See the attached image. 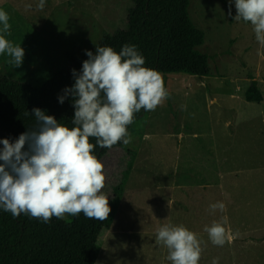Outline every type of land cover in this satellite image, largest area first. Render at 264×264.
Masks as SVG:
<instances>
[{
    "label": "rangeland",
    "instance_id": "1",
    "mask_svg": "<svg viewBox=\"0 0 264 264\" xmlns=\"http://www.w3.org/2000/svg\"><path fill=\"white\" fill-rule=\"evenodd\" d=\"M38 3L0 0L11 26L10 35L0 34L25 51L19 69L0 55V73L35 84L67 67V53L81 56L103 34L126 28L134 6V0H45L40 10ZM228 12V0H190L189 15L205 33L198 50L209 57V75L161 74L168 98L135 121L128 145L102 157V193L110 201L114 188L124 186L94 264H171L166 246L156 242L157 229L176 217L169 188L201 183L211 187L208 226L225 229L222 247L202 237L210 264H264V99L245 98L254 80L264 96V45L250 22L234 18V0ZM217 202L223 211L210 209ZM188 216L184 227L197 228L199 217Z\"/></svg>",
    "mask_w": 264,
    "mask_h": 264
},
{
    "label": "clouds",
    "instance_id": "2",
    "mask_svg": "<svg viewBox=\"0 0 264 264\" xmlns=\"http://www.w3.org/2000/svg\"><path fill=\"white\" fill-rule=\"evenodd\" d=\"M233 0H228L229 12ZM236 20L250 22L256 40L264 45V0H234ZM45 0L37 8L43 10ZM31 5H26V10ZM9 15L0 9V33L10 35ZM6 54L14 68L22 66L25 51L0 34V55ZM88 59L79 72L72 69L75 83L64 89L59 103L72 97V128L45 111L34 108L36 130L19 135L15 142L0 139V209L13 218L21 214L49 223L81 213L88 219L107 220L109 199L102 193L106 176L103 162L94 149L128 145V126L141 109L154 111L169 96L164 80L156 70L145 66L136 45H123L119 52L110 46L85 50ZM95 139V144L90 142ZM217 202L215 212L224 210ZM216 246L225 244V229L213 223L204 229ZM156 242L168 249L171 264H198L202 248L197 235L183 225L165 224L157 229ZM212 264H218L214 259Z\"/></svg>",
    "mask_w": 264,
    "mask_h": 264
},
{
    "label": "trees",
    "instance_id": "3",
    "mask_svg": "<svg viewBox=\"0 0 264 264\" xmlns=\"http://www.w3.org/2000/svg\"><path fill=\"white\" fill-rule=\"evenodd\" d=\"M190 0H134L128 12V26L114 33H105L90 49L110 46L119 52L123 45H136L145 58V66L160 74L187 73L206 76L210 73L209 57L198 50L205 41V33L189 15ZM70 64L56 69L45 81L32 83L9 78L0 73V139L15 142L19 135L36 130L32 109L39 108L69 128L74 127L72 97L64 103L58 97L75 83L72 69L79 72L86 54L67 53ZM245 98L261 102L263 93L257 81H251ZM146 111L135 114L134 122ZM95 144V139L90 138ZM122 142L111 149L123 147ZM2 148V145H0ZM110 149H94L102 159ZM127 175V172H125ZM124 183L114 188L109 201L107 220L88 219L82 213L71 220L53 217L44 223L28 215L18 218L0 209V264H94L100 251V236L109 229L118 210Z\"/></svg>",
    "mask_w": 264,
    "mask_h": 264
},
{
    "label": "crops",
    "instance_id": "4",
    "mask_svg": "<svg viewBox=\"0 0 264 264\" xmlns=\"http://www.w3.org/2000/svg\"><path fill=\"white\" fill-rule=\"evenodd\" d=\"M169 189H170V193L173 195L170 201L173 200L172 208H174V211L176 212L175 215L176 217H169L167 219L168 221L166 223H163V225L164 224H168L172 226L189 225L188 223L189 220L191 221V217L188 215L198 216L199 217L197 221L198 227L197 228H195V226L189 227V230H191L197 235V238L200 241V245L202 248L201 257L198 264H210L209 252L207 246L208 243H206L205 246L203 247L202 237L204 238L205 236L206 241L208 240V233L203 231L205 227L209 225L207 219V212L205 213L204 207L207 206L209 199L208 194L209 191L211 190V187L209 185H205V183H201V185L193 186V187L189 185H183V186L174 185V187H171ZM195 207L198 210V214L196 211L195 212L190 211L192 208ZM198 229L201 230L200 233H197V231H195ZM221 250L223 249L220 248V251Z\"/></svg>",
    "mask_w": 264,
    "mask_h": 264
}]
</instances>
